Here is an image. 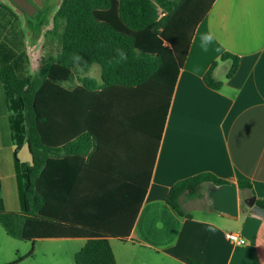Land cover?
Listing matches in <instances>:
<instances>
[{
	"label": "trees",
	"instance_id": "16d2710c",
	"mask_svg": "<svg viewBox=\"0 0 264 264\" xmlns=\"http://www.w3.org/2000/svg\"><path fill=\"white\" fill-rule=\"evenodd\" d=\"M214 2L63 0L47 35L49 40L60 38L61 50L44 59L35 74L30 72L20 19L13 8L0 4V83L16 146L21 204L19 213L5 209L0 182V221L9 234L13 235L10 223L20 216L23 241L84 238L87 242L76 253L75 264H118L109 234L86 220L82 193L77 191L79 170L87 164L93 140L100 143L101 135L155 136L157 140L159 118L163 130L195 31ZM40 35L41 30L36 31V37ZM118 50L127 58L121 59ZM226 60H232L227 74L231 78L240 58L224 53L220 61ZM218 63H212L204 76L213 90L223 85L214 78ZM94 64L101 68V84L88 75ZM75 82V88L65 85ZM24 146L32 156L31 164L18 158ZM141 176L148 182L151 172ZM230 183L202 173L176 183L167 203L180 216L191 218L183 198H200L204 184ZM237 186L242 192L253 188L244 179ZM256 203L264 209V199ZM32 256L33 250L9 264ZM190 264L201 263L191 260Z\"/></svg>",
	"mask_w": 264,
	"mask_h": 264
},
{
	"label": "crops",
	"instance_id": "0c3cea01",
	"mask_svg": "<svg viewBox=\"0 0 264 264\" xmlns=\"http://www.w3.org/2000/svg\"><path fill=\"white\" fill-rule=\"evenodd\" d=\"M208 32L215 39L204 51L200 37ZM224 53L240 58L231 78L227 74L232 60L220 61ZM215 61L219 63L214 78L223 83L219 90L204 82ZM9 114L0 83L1 193L5 209L19 213L16 146ZM100 137V143L93 140L87 164L79 170L77 191L82 193L86 220L109 234L118 264H134L137 259L141 264H190L191 260L264 264V218L244 203L252 197L264 199V0H215L195 31L163 130L159 118L157 140L155 136ZM18 158L32 163L27 146ZM146 171L151 172L148 182L141 176ZM202 173L236 184L240 179L252 183L250 192L238 188V217L217 211L212 199L197 206L194 202L199 198H183V208L191 218L168 205L167 196L176 183ZM22 225V217H15L11 235L0 221V264L19 258L10 259L8 250L5 257L1 252L3 246L21 240ZM228 232L240 234L246 244H231ZM43 240L76 242L74 257L87 242L84 238Z\"/></svg>",
	"mask_w": 264,
	"mask_h": 264
},
{
	"label": "rangeland",
	"instance_id": "374dc122",
	"mask_svg": "<svg viewBox=\"0 0 264 264\" xmlns=\"http://www.w3.org/2000/svg\"><path fill=\"white\" fill-rule=\"evenodd\" d=\"M35 1L39 5L46 2V0ZM62 1L63 0H47L50 5L47 14V20L50 24L41 29V35L38 38L36 37V31L34 32L27 29L24 15L19 10L15 9L9 0L0 1V3H6L10 5L20 19L21 28L24 31L26 37V53L29 57L30 72L33 74L38 71L44 59L48 58L50 55H57L61 50L60 38L56 37L53 40H49L47 35L52 28V20ZM88 75L97 79L99 82L102 81L101 68L98 64H94L91 67ZM77 84L78 83L75 82L73 85L69 83L65 85L76 86ZM212 188L213 187L211 185L204 184L201 188L202 196L199 198V202L194 203L199 206L201 203V205H203L205 202L210 201V191ZM196 211L199 212L198 209H196L194 212ZM32 248L34 249L33 257L24 264H75L74 251L77 248V243L73 241L53 242L50 240H39L34 244L33 242L17 240L6 246H3V251L1 253L4 255L6 250H8V254L6 255L10 256V259L14 260L17 257L24 258L29 254ZM3 257H5V255ZM134 264H141V260L137 259Z\"/></svg>",
	"mask_w": 264,
	"mask_h": 264
},
{
	"label": "water",
	"instance_id": "95a60500",
	"mask_svg": "<svg viewBox=\"0 0 264 264\" xmlns=\"http://www.w3.org/2000/svg\"><path fill=\"white\" fill-rule=\"evenodd\" d=\"M12 4L32 17L37 12L35 4L29 0H10ZM210 197L213 201L214 208L230 217H238L239 215V194L238 186L235 182L221 187H213L210 191ZM245 205L249 207L253 213L264 218V209L257 205L256 198L252 197L244 201Z\"/></svg>",
	"mask_w": 264,
	"mask_h": 264
},
{
	"label": "flooded vegetation",
	"instance_id": "af4514ba",
	"mask_svg": "<svg viewBox=\"0 0 264 264\" xmlns=\"http://www.w3.org/2000/svg\"><path fill=\"white\" fill-rule=\"evenodd\" d=\"M29 1L31 3H33V4H35V6L38 9L37 12L32 17H29L28 15H26L25 13H23L22 11H20L19 9H17L12 4L11 1H10V3L13 5V7L15 9L19 10L24 15V18L26 20L27 29L32 30V31L35 32V31L41 30L43 27L48 26L50 24L48 22V20H47V14H48V9H49L50 5H49V2H47V0H46V2L41 3V5H39L38 3H36L35 0H29ZM3 4H6V3H3ZM6 5H8V4H6ZM8 6H10V5H8Z\"/></svg>",
	"mask_w": 264,
	"mask_h": 264
},
{
	"label": "clouds",
	"instance_id": "9594fccd",
	"mask_svg": "<svg viewBox=\"0 0 264 264\" xmlns=\"http://www.w3.org/2000/svg\"><path fill=\"white\" fill-rule=\"evenodd\" d=\"M215 39L214 33L208 32L205 34H202L200 37L201 40V47L204 51L208 50V46L213 42ZM120 52L121 59H126V54L122 50H118Z\"/></svg>",
	"mask_w": 264,
	"mask_h": 264
},
{
	"label": "built area",
	"instance_id": "2783aa9c",
	"mask_svg": "<svg viewBox=\"0 0 264 264\" xmlns=\"http://www.w3.org/2000/svg\"><path fill=\"white\" fill-rule=\"evenodd\" d=\"M226 238L231 244H234V245L242 246L246 244V240L242 238L240 234L236 232L226 233Z\"/></svg>",
	"mask_w": 264,
	"mask_h": 264
}]
</instances>
